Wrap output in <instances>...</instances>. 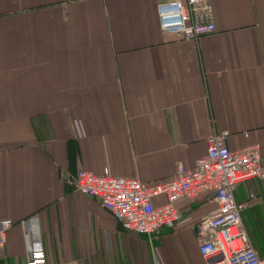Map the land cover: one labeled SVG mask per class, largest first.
I'll use <instances>...</instances> for the list:
<instances>
[{
  "label": "crops",
  "instance_id": "0c3cea01",
  "mask_svg": "<svg viewBox=\"0 0 264 264\" xmlns=\"http://www.w3.org/2000/svg\"><path fill=\"white\" fill-rule=\"evenodd\" d=\"M159 1L0 0V219L14 221L0 264L37 247L47 264H205L196 224L212 193L179 199L176 223L147 235L72 180L81 167L170 179L223 131L264 154V0H211L216 30L198 41L159 29ZM233 192L247 208L264 181Z\"/></svg>",
  "mask_w": 264,
  "mask_h": 264
},
{
  "label": "built area",
  "instance_id": "2783aa9c",
  "mask_svg": "<svg viewBox=\"0 0 264 264\" xmlns=\"http://www.w3.org/2000/svg\"><path fill=\"white\" fill-rule=\"evenodd\" d=\"M157 21L161 31L184 40L198 41L216 30L211 0L159 1ZM226 136L223 131L207 137L205 153L194 166L178 163L170 179L143 183L136 177L114 175L107 168L95 173L81 167L72 177L73 184L77 191L97 199L124 229L147 235L176 223L179 199L195 200L212 193L215 208L196 224L198 252L205 264H264L243 224L246 201L237 200L233 192L238 184L264 181V154L258 143L232 149ZM31 220V234L38 242L36 217ZM13 224L11 218L0 219V249ZM26 264H47L42 249L28 251Z\"/></svg>",
  "mask_w": 264,
  "mask_h": 264
},
{
  "label": "rangeland",
  "instance_id": "374dc122",
  "mask_svg": "<svg viewBox=\"0 0 264 264\" xmlns=\"http://www.w3.org/2000/svg\"><path fill=\"white\" fill-rule=\"evenodd\" d=\"M253 201L243 212L242 220L259 255L264 256V197Z\"/></svg>",
  "mask_w": 264,
  "mask_h": 264
}]
</instances>
